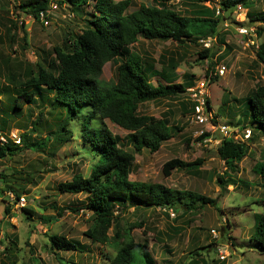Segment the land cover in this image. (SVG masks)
Here are the masks:
<instances>
[{
    "label": "rangeland",
    "instance_id": "rangeland-1",
    "mask_svg": "<svg viewBox=\"0 0 264 264\" xmlns=\"http://www.w3.org/2000/svg\"><path fill=\"white\" fill-rule=\"evenodd\" d=\"M23 1L0 0L1 133L4 136L10 132L26 133L30 142L45 138L49 147L22 148L0 159V174L7 175L0 178V264H58L57 257L64 264H108L119 244L128 238L146 243L154 264H264V254L249 240L254 215L263 213L264 179L253 167L264 160V135L246 142L249 153L236 163L234 170L219 159L216 151L222 137L216 126L224 124L237 129L235 138L239 139L243 127L236 122L240 117L243 120L245 109L240 101L258 84L264 87V63L257 57L259 46L264 45V22H249L244 6L241 5L243 12L234 8L230 19L220 24L219 37L207 47L214 53L213 72L208 74L218 76L208 84L205 74L208 59L198 57L206 47L199 42L179 45L139 35L126 48L124 55L133 53L143 61L152 60L158 70L174 61L177 81L193 80L183 94L139 104V114L166 120L172 127V137L155 152L135 150L132 132L108 120L96 122L117 136L122 148L134 156L130 180L193 191L215 199L216 206H200L197 202L189 210L184 206L173 210L113 201L114 222L107 232L108 242L99 244L84 235L95 224L92 213L85 208L87 194L60 193L56 189L58 183L70 181L76 171L83 173L86 163L94 157L80 146L78 121L68 117L65 107L52 105L51 97L36 96L33 103H25L20 110L13 107L23 90L26 74L34 73L37 65L46 68L54 65V48L62 44L65 36L73 38L80 33L91 6L75 11L68 4L59 3L45 25L19 8ZM159 2L131 0L128 12L140 5L155 6ZM166 4L183 16L218 12V0H168ZM254 10L263 12L264 0H257ZM241 27L251 29L250 33L240 32ZM117 64L114 61L104 64L101 82L114 81ZM221 65L226 69L223 75L217 73ZM156 79L161 78L156 76L150 81L156 84ZM203 80L214 128L210 123L203 126L191 122L197 103L193 94ZM86 111L83 109L84 114ZM39 112L41 119L35 120ZM68 129L72 133L67 134L62 146L56 148L57 143H50L53 135L65 134ZM201 130L208 136L199 141ZM173 159L201 160V166L196 172L171 168L165 176L163 165ZM218 175L224 176L223 185L218 182ZM17 195L25 197L23 205ZM22 208L35 213L28 215ZM51 234L78 242L84 246L83 252L53 251L48 242ZM221 253L225 255L223 259ZM136 254L133 264H144V258Z\"/></svg>",
    "mask_w": 264,
    "mask_h": 264
},
{
    "label": "trees",
    "instance_id": "trees-1",
    "mask_svg": "<svg viewBox=\"0 0 264 264\" xmlns=\"http://www.w3.org/2000/svg\"><path fill=\"white\" fill-rule=\"evenodd\" d=\"M257 0H218V12L203 11L195 16H183L173 11L166 2L160 0L158 5H140L128 12L131 0H56L57 4L66 3L72 10L83 11L84 6L91 9L85 13V26L80 33L71 38L65 36L62 44L54 48L55 62L50 68L37 65L34 73L26 74L23 90L14 100L13 107L22 109L25 103H33L36 96L52 98V105L66 108L69 118L78 121L77 127L81 132V141L85 153L94 155L92 161L86 163L82 173L76 171L70 181L58 183L56 189L60 193H86L85 208L94 219L92 230L84 235L94 243L108 242V230L114 222L111 203L118 201L132 205L168 208L176 210L185 207L189 210L194 204L216 206V200L193 191H181L166 187L159 183L146 184L132 181L129 178L134 156L124 150L118 137L113 135L97 120H108L120 128L132 132V142L135 150L148 149L157 151L161 144L172 137V127L166 120L152 115L138 113L141 102L160 98L174 97L183 94L193 85V80L187 78L178 82L175 74L174 61L156 69L153 61H143L138 55H124L126 48L142 36L147 40H171L182 45L186 41L198 43L200 39L219 37V26L230 19V14L237 6L247 9L249 22H264V11L257 12L254 5ZM50 0H25L19 8L24 13L31 14L39 20V12L49 7ZM211 48H203L198 53L200 59H208L206 77L213 82L218 76L209 75L213 72ZM257 57L264 63V45H260ZM108 61L117 62L115 79L109 83L100 81L104 64ZM210 73V74H211ZM156 79L153 84L150 79ZM164 81V82H163ZM208 109L211 108L207 98ZM245 107L242 112L243 120L237 119L236 124L248 127L251 136L246 141H236L232 138L220 137L216 148L217 155L231 170L249 153L248 140H254L264 135V87L260 84L240 101ZM239 102V104H240ZM83 109L87 110L86 114ZM41 112L35 120L41 119ZM78 117H82L81 120ZM0 121V132L2 125ZM37 122L35 121L34 124ZM242 129V130H243ZM65 134L53 135L56 148L62 146L72 130ZM207 133H202L197 140L201 141ZM21 146L12 142H0V159L12 155L14 151L26 148L37 150L48 148V139L30 142L29 135L21 133ZM53 146V145H51ZM81 146V147H82ZM201 166V160L184 162L173 159L163 165L165 176L171 168L196 172ZM254 172L264 179V160L257 162ZM7 175L0 174L3 179ZM218 182L225 183L224 176H217ZM2 180H0V184ZM19 195L16 196L18 199ZM263 213L254 215V224L249 240L254 247L264 254V199ZM22 210L28 215L34 211ZM74 210V209H72ZM8 211V209H6ZM50 249L82 253L84 246L63 235H48ZM10 246H6V250ZM143 257L144 264H154L148 252L146 243L135 242L132 238L121 242L108 264H133L137 254ZM260 253V254H261ZM58 259V264H64Z\"/></svg>",
    "mask_w": 264,
    "mask_h": 264
},
{
    "label": "built area",
    "instance_id": "built-area-1",
    "mask_svg": "<svg viewBox=\"0 0 264 264\" xmlns=\"http://www.w3.org/2000/svg\"><path fill=\"white\" fill-rule=\"evenodd\" d=\"M58 7V4L56 1L54 0H50L49 3V7L45 10H41L39 12V20L47 25L50 22V14L55 11ZM238 10L242 11L241 6H237ZM249 28H245V27H241L239 29L240 32L248 34L250 33ZM211 39L207 38V39H200L199 43L204 46V47H209L210 43H211ZM225 67L223 65L219 66L217 68V73L219 75H223L225 72ZM205 85H206V80H203L199 83L198 85V89L196 91V93L193 94L194 97H196V104L194 106V111L192 113V117H191V122L195 123L197 125H207V124H211L212 120H213V114H212V110L211 108L208 109L207 104H206V97H205ZM211 127L214 128V126L211 124ZM216 130H218L222 136L227 137V138H232L236 141H246L250 136H251V131L248 128H245L243 130H241V134L239 139L235 138L236 135L235 133L237 132V129H231L229 128L227 125L224 124H218L216 126ZM239 130V128H238ZM203 133V130L200 131V134ZM233 134V135H232ZM234 136V137H233ZM0 142L2 143H7V142H12L14 143L16 146H21V137L20 134L18 132H10L8 133L6 136L2 135V133L0 132ZM11 199L13 198V196L10 194ZM19 201V203L21 205H23L26 201H25V197L24 196H20L17 199ZM214 232V231H213ZM221 258L223 259L225 257V255L223 253L220 254Z\"/></svg>",
    "mask_w": 264,
    "mask_h": 264
}]
</instances>
